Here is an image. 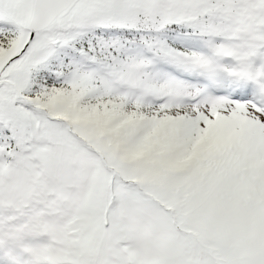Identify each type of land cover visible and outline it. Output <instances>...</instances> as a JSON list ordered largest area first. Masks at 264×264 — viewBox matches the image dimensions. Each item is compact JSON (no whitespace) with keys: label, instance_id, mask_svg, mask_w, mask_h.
Wrapping results in <instances>:
<instances>
[{"label":"snow or ice","instance_id":"snow-or-ice-1","mask_svg":"<svg viewBox=\"0 0 264 264\" xmlns=\"http://www.w3.org/2000/svg\"><path fill=\"white\" fill-rule=\"evenodd\" d=\"M0 264H264V0H0Z\"/></svg>","mask_w":264,"mask_h":264}]
</instances>
